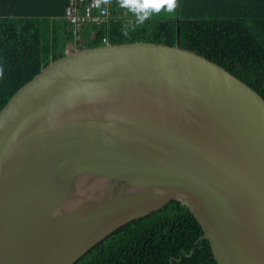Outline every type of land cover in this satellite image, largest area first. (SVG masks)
I'll list each match as a JSON object with an SVG mask.
<instances>
[{
    "label": "water",
    "instance_id": "1",
    "mask_svg": "<svg viewBox=\"0 0 264 264\" xmlns=\"http://www.w3.org/2000/svg\"><path fill=\"white\" fill-rule=\"evenodd\" d=\"M171 202L217 264H264V99L179 27L66 53L0 111V264H75Z\"/></svg>",
    "mask_w": 264,
    "mask_h": 264
},
{
    "label": "trees",
    "instance_id": "2",
    "mask_svg": "<svg viewBox=\"0 0 264 264\" xmlns=\"http://www.w3.org/2000/svg\"><path fill=\"white\" fill-rule=\"evenodd\" d=\"M113 1L107 22L87 24L77 41L79 32L65 19L69 0H0V111L43 68L64 57L69 45L97 48L105 39L108 45L175 46L177 27L183 49L223 67L264 99V0H178L173 17L141 26ZM202 236L190 211L171 202L121 227L75 264H217Z\"/></svg>",
    "mask_w": 264,
    "mask_h": 264
},
{
    "label": "built area",
    "instance_id": "3",
    "mask_svg": "<svg viewBox=\"0 0 264 264\" xmlns=\"http://www.w3.org/2000/svg\"><path fill=\"white\" fill-rule=\"evenodd\" d=\"M110 1L104 3L103 0H69L65 11V19L71 24L76 33L75 39L81 41L82 30L87 24L100 26L111 17L109 8ZM104 45H107L106 40H103Z\"/></svg>",
    "mask_w": 264,
    "mask_h": 264
},
{
    "label": "clouds",
    "instance_id": "4",
    "mask_svg": "<svg viewBox=\"0 0 264 264\" xmlns=\"http://www.w3.org/2000/svg\"><path fill=\"white\" fill-rule=\"evenodd\" d=\"M107 3L108 0H103ZM121 8L128 9L135 16V26H141L146 20L150 19L153 13H159L166 10L168 13H174L178 6V0H118ZM124 34L127 35V28L124 29ZM3 75V70L0 69V76ZM59 215V211L54 213Z\"/></svg>",
    "mask_w": 264,
    "mask_h": 264
},
{
    "label": "rangeland",
    "instance_id": "5",
    "mask_svg": "<svg viewBox=\"0 0 264 264\" xmlns=\"http://www.w3.org/2000/svg\"><path fill=\"white\" fill-rule=\"evenodd\" d=\"M174 13H168L166 10H162L161 12L159 13H153L150 17V19H154V20H157V19H164V20H167L171 17H173ZM76 51V47L74 45H69L66 49V53H72Z\"/></svg>",
    "mask_w": 264,
    "mask_h": 264
},
{
    "label": "crops",
    "instance_id": "6",
    "mask_svg": "<svg viewBox=\"0 0 264 264\" xmlns=\"http://www.w3.org/2000/svg\"><path fill=\"white\" fill-rule=\"evenodd\" d=\"M109 1H110V6H109V8H110V7H112V2H114V1H113V0H109ZM122 15L127 17V12H126V11L122 12ZM119 17H122L121 14H119ZM92 37H93V34L91 35V38H92Z\"/></svg>",
    "mask_w": 264,
    "mask_h": 264
}]
</instances>
